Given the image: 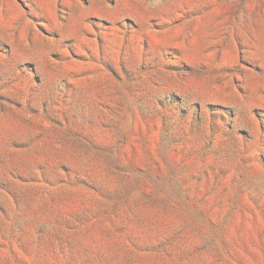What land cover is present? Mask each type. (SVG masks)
<instances>
[{"label": "rangeland", "instance_id": "rangeland-1", "mask_svg": "<svg viewBox=\"0 0 264 264\" xmlns=\"http://www.w3.org/2000/svg\"><path fill=\"white\" fill-rule=\"evenodd\" d=\"M0 264H264V0H0Z\"/></svg>", "mask_w": 264, "mask_h": 264}]
</instances>
